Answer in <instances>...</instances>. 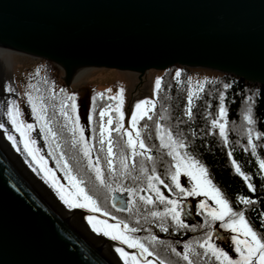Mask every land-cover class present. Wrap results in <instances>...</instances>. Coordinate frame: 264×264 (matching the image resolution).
<instances>
[{
	"label": "water",
	"instance_id": "95a60500",
	"mask_svg": "<svg viewBox=\"0 0 264 264\" xmlns=\"http://www.w3.org/2000/svg\"><path fill=\"white\" fill-rule=\"evenodd\" d=\"M0 40L57 63L67 86L94 68L177 64L264 85V0H0ZM6 101L0 75V123L21 149L0 129V264H124L114 245L133 249L96 232L89 209L69 208L35 170Z\"/></svg>",
	"mask_w": 264,
	"mask_h": 264
},
{
	"label": "snow or ice",
	"instance_id": "6c2138e0",
	"mask_svg": "<svg viewBox=\"0 0 264 264\" xmlns=\"http://www.w3.org/2000/svg\"><path fill=\"white\" fill-rule=\"evenodd\" d=\"M176 75H180V69H176ZM161 77L155 78L154 94L155 90L161 86ZM45 88L40 91L39 95H33L31 92H25L24 95L27 97L26 103L30 105L31 115L36 118V122L39 123V128L42 133L45 134V139L49 140L54 148L51 154L55 155L57 151L61 149V144L57 143L61 139L60 133L65 131L71 133V142L73 147H79L80 152L83 153V158L87 161V170L94 176H87L81 171L83 166H80L76 171L69 165L65 154L60 151V155L57 157V164L61 171L64 172L63 180L67 181V184L61 183V178L55 175V170L50 169L45 165V158L39 154L40 150L35 147V140L31 138V131L34 128V123H28L20 119L22 112L19 104L12 99L11 96L7 99L5 116L11 123L13 129L19 133V143L23 144L24 151L32 161L39 164L40 167L36 168L37 172L43 173L45 183H47L55 192L56 196L59 197L69 208L78 206L80 208L92 209L95 212H100L102 206L99 204V195L105 191H112L113 194L118 190L120 192H127L130 197L126 204L124 211H129L133 207V201L136 197H139V201H144L146 204H154L156 200L164 204V207L159 210H152L146 215L152 217L170 216L173 222L172 231H179L181 228L190 227L198 228L204 227L209 224L212 220L220 222V227L231 229L233 235L231 237L235 255H230L224 248L217 246L210 239L213 235V231L209 230L203 234L202 237L197 238L194 241H186L184 243V250L182 253H178L175 247H172V252L177 253L186 262V264H196L198 259L201 264H208L213 261L218 264H264V233H258L254 227L249 223L245 216L244 209L240 211H234L230 205V201L224 197L220 188H218L213 181L209 178L208 170L204 164L200 163L195 156L188 151L189 143L179 137L183 133L173 134L171 129L162 132L164 125L159 120L156 121V136L160 140V145L168 149V156L171 157V162L168 167V171L165 173L166 176L170 177V182L165 183L156 172L155 166L152 168L150 174L145 169L143 162L140 165L139 172L144 173L147 179V188H142V191H137L134 187L124 188L120 186L118 189L113 188L112 184L117 183L123 185V182L129 177L140 179L139 176L133 177L135 165L129 166L128 160L132 159L137 155L146 156L149 160L152 159L147 145L143 139H139L140 130L137 127V121L143 117L149 115V110L154 106V101L150 98H142L135 101L131 116L128 119L129 127H124L123 119L125 116L122 110L123 102V89H118L117 93L110 97L111 100H118L120 103L115 105V116L108 115L107 124L104 122L105 109L99 110V135L98 143L101 152H104L103 164L99 155L93 156V146L89 144L88 140L85 139L84 132L85 128L81 123L80 116L78 113L77 93L67 92L61 88L56 90L53 84H50L47 80L44 81ZM4 89L11 92L12 88L10 85H3ZM31 87V86H30ZM203 84L200 88L196 89L197 94L200 92ZM223 87L226 89L229 87L228 84H224ZM110 91L108 89L105 92ZM103 96V93H96L92 100L95 102V96ZM225 93L221 91L219 93V117H225L226 108L224 105ZM193 90L189 87L188 90V109L185 115L191 118L190 105L192 103ZM245 99L250 100L251 97ZM51 107L52 112L49 113ZM111 109V106H108ZM251 104L243 114V120L247 121L248 125V144L253 149L255 154V145L252 143V131L255 121L252 116ZM94 118V109L89 108L88 110V124L92 125ZM115 124L114 128H110L107 125ZM213 126L218 125L220 135L224 137V142L227 144V135L225 131V124L221 123L219 118L211 120ZM54 125H59L58 130H54ZM147 127V125H145ZM0 129H3V135L6 136L7 140L12 143L16 151L21 149L18 146L17 138L5 128V124L0 123ZM135 130V135L133 131ZM119 131L121 137L127 136L125 144L127 149L121 148L120 153L117 154L114 151L116 145L113 144V139L109 135L111 132ZM209 132L212 131L210 128ZM264 135V134H262ZM106 144V151H105ZM143 150V151H142ZM228 155L231 157L232 153ZM77 158L78 157H73ZM259 159V158H258ZM63 161V163H61ZM119 164V166H115ZM235 171L239 173L245 180H248V174L241 171L240 166L237 164L235 159L232 160ZM106 165L107 171L105 172L104 166ZM174 165V169L173 166ZM30 166L34 165L30 162ZM259 170L264 171V159H259ZM180 173H186L190 177V187L184 186L181 180L178 178ZM87 180L93 188V192L86 189L84 181ZM158 185H163L168 191L173 193V197L165 195L161 191ZM174 186V187H173ZM248 188L255 190L254 184L249 182ZM154 193V197L146 195V193ZM198 194H204L205 196L210 195L211 200L214 203H208L204 199H200L197 205V211H201V214L205 217V225H188L185 220L182 219L184 201L178 200L176 196H195ZM137 201V204L139 203ZM238 201H242L245 205H248L251 201L247 196H238ZM115 206V205H114ZM104 215L108 216V210H103ZM264 216V213H261ZM86 219L91 223L93 229L104 235L109 236L112 240H119L124 245H128L133 251H126L119 245H114L116 253L119 254L120 259L124 261V264H167V262L161 259L154 251L150 249V246L143 242V239L136 236L134 233L137 231L134 228H130L129 224L124 221H118L111 223L107 220H99V224L104 227L98 226L96 223H92L95 219L92 215H88ZM122 225V227H121ZM163 231H168L166 222L162 220L158 225ZM155 242L158 237L149 234L148 237L144 238ZM194 245H199L203 250L198 251ZM152 256L153 259L148 257ZM195 257V259L193 258Z\"/></svg>",
	"mask_w": 264,
	"mask_h": 264
},
{
	"label": "trees",
	"instance_id": "16d2710c",
	"mask_svg": "<svg viewBox=\"0 0 264 264\" xmlns=\"http://www.w3.org/2000/svg\"><path fill=\"white\" fill-rule=\"evenodd\" d=\"M46 62L50 64L49 61ZM55 69L56 68L54 67V71ZM176 69H180L179 76L176 75ZM191 71L192 67L190 68L189 66L187 67L178 64L167 67L165 70L161 71V86L157 89L155 97L156 104L149 115L139 121L141 128L140 131L144 136V142L153 150H156L157 153L150 152L152 154V159L149 161L140 158V156H135V162H129V166L131 167L135 165L133 177L139 176L140 179L134 180L132 177H129V179L124 181L123 185L126 187L133 186L141 191L142 188H147L146 176L144 173L139 172L142 162L148 174H150L152 168L155 166L157 174L165 180V183L170 182V177L166 176L165 173L168 171L167 166L170 164L172 158L168 156L166 153L168 149L160 145V140L156 136V121L159 120L160 123L164 125L165 131L171 129L174 135L177 133H183L179 138L186 140V142H190L188 151L192 153L200 163L205 165L208 170L209 178L218 188H220L224 197L230 201L233 210L240 211L241 209H244L245 216L249 223L258 233H264V216H261V213H264V171L259 170V159H264V135H262L264 134V85L250 83L234 74L214 71L213 74L208 76L205 80L200 92L193 95L192 103L190 105L192 115L191 118H189L185 113L188 110L186 108V105L188 104L187 82L188 75ZM56 79H60L57 75V71L52 79L47 78L45 80L48 82L50 81L49 83L53 84L51 81H55ZM45 80L38 81L39 84L34 87V95H39L40 91L43 90L41 87L45 86ZM224 84H228L229 87L225 89L223 87ZM221 91L225 93L223 97L226 108L225 118L230 123L232 122L235 124L238 120L240 121L241 112L251 104L252 116L255 121L253 128L257 134L255 154H253V149L248 147V141L245 138H239L238 134H236V132L233 133L232 130H225L227 131V144H225L224 137L220 135L219 128L211 124V120L213 119L219 118L220 120L219 93ZM246 97H251V99H245ZM82 102L84 103V101ZM101 104L102 103H100V105ZM48 111L49 113L52 112L51 107ZM80 120L85 128V139H87L89 144L93 146L92 155L95 156V141H93L92 135L90 134L91 126L85 119L80 118ZM145 125H147V127H145ZM58 128L59 125H54V130H58ZM210 128L212 129L211 132L208 131ZM60 136L61 139L57 141V143L61 144L60 151L65 154L68 163L73 170L76 171L80 166H83L81 171L87 176H93V174L87 170V161L83 158V154L80 152L79 147H73L71 133L65 131L60 133ZM229 152L232 153L231 157L228 155ZM74 156L78 157V159L73 158ZM233 159L237 161L241 171L248 174L247 181L235 171L232 164ZM249 182L254 184V191L248 188L247 185ZM135 183L139 185L137 186ZM84 185L91 194L93 192L92 185L87 180L84 181ZM112 185H114V183ZM158 187H160L165 195L171 198L169 194L171 192H167V188L163 185H158ZM107 193L110 196L112 191H103L99 195V204L102 205L103 209L112 212L115 217L121 215L122 212L116 211V207L114 206V203H112V201L114 202V200H112L113 193L110 196L111 200H108ZM146 195L154 197L155 194L149 192L146 193ZM238 196H247L250 198L251 202L248 205H245L242 201H238ZM191 197L193 198L194 196ZM191 197L176 196L175 198L186 202L187 199H191ZM148 205L150 204H147V207ZM153 205H157L160 208L164 207V204L158 200H156ZM186 208L189 207L186 206ZM188 210L189 215H192L193 217L194 211L190 208ZM122 215L124 216L123 213ZM183 215L186 216L184 213ZM189 218L190 217L188 216L186 220H190ZM198 220L200 219L198 218ZM213 230L214 229H212V231ZM195 233H198V231H195ZM170 235V238L179 239L183 238L184 235L191 234L184 233V235H182V232L178 233L175 231L171 232ZM214 236L215 235H212V241H215ZM217 242L218 240L215 241V243ZM218 246L226 248V245L221 242ZM196 248L198 251H203L199 245H197ZM231 255H234V253H231ZM164 256H169L165 258L170 262L169 264H183L175 257L172 258L169 253H167V256L165 253ZM193 258L195 259V257ZM197 263L201 264L200 261ZM208 264H218V262H214L213 258V261L208 262Z\"/></svg>",
	"mask_w": 264,
	"mask_h": 264
},
{
	"label": "rangeland",
	"instance_id": "374dc122",
	"mask_svg": "<svg viewBox=\"0 0 264 264\" xmlns=\"http://www.w3.org/2000/svg\"><path fill=\"white\" fill-rule=\"evenodd\" d=\"M46 61H49L50 64ZM52 63V64H51ZM54 67L56 68L54 71ZM58 68V69H57ZM191 68V67H190ZM61 67L56 63L47 60L42 59L37 56H27L25 53L22 52V54L18 51H13L11 56L7 58L6 61H4V66H1L0 62V74H1V80L3 85H10L12 88V91L9 92L4 89L6 99L9 98V96L12 97L20 106L22 115L20 119L28 122V123H34V128L31 131V137L35 140L36 146L40 149V152L42 156L45 158V161L48 165V167H54L55 170H57L59 177L61 180H63L64 172L61 171L57 164V157L60 155V150L55 153V155L51 154L52 149L54 148V145H51L49 140L45 139V134L40 131L39 123L36 122V118L31 115V108L28 103H26L27 97L24 95L25 92H31L33 95L35 94V86H37L39 83L38 81L45 80L47 78L52 79L56 73L57 70H60ZM215 70L213 69H207L203 67L195 68L192 67V71L189 73L188 82H187V93L189 90V87L193 90V95L196 92L197 88H200V85L205 82V80L208 78V76L212 75ZM137 72H131L127 70H117V69H107V68H94L93 70H90L88 73L79 76L77 79L72 80V86L70 85H64L61 83L59 79H56L53 82L54 88L56 90H59L61 88L65 89L67 92H76L77 93V103H78V113L80 118L85 119L88 122V110L89 108L94 109V118L93 123L91 126L90 134L92 135L93 141H95V156L99 155L101 157V162L103 164V157L104 152H101L100 146L98 141V135H99V110L101 108L105 109V116H104V122L107 124V117L108 115L115 116V105L117 103H120L118 100H111L110 97L114 96L117 93L118 89H123V102H122V110L125 113L124 119H123V125L124 127H129L128 125V119L131 116V112L133 110L135 101L142 98H150L152 101H154V105L156 104V94L157 89L155 90L154 94V84H155V78L161 77L162 78V72L160 70H148L144 72L142 75V79L140 80L138 78ZM58 75V73H57ZM59 77V76H58ZM50 82V81H49ZM31 86V87H30ZM42 89L45 88V86L41 87ZM108 89L110 91L105 92V90ZM202 89V88H201ZM96 93H103V96H95V102L93 103V96ZM188 97V94H187ZM193 99V98H192ZM84 101V103L82 102ZM100 103H102L100 105ZM111 106V109H109L108 106ZM154 107V106H153ZM152 107V108H153ZM152 108L149 110V113L152 111ZM248 109V107L245 108L241 112L240 118L241 120L234 123L228 122V120L225 117H220V122L225 124V130L230 131L232 130L233 133L236 132L238 134L239 138H245L248 141V125L247 121L243 120V114ZM143 116L137 121V127L139 130H141L139 121L143 119ZM110 128H114L115 124L107 125ZM218 128L219 126L216 125ZM132 130V129H130ZM133 131V135H135V130ZM162 132H166L163 128L161 130ZM226 131V132H227ZM89 134V135H90ZM109 135L113 139V144L116 145L114 147V151L119 154L121 148L127 149V145L125 144V141L127 139V136L121 137L119 131L111 132ZM256 131L253 128L252 131V143L255 145L256 143ZM139 139L144 140V136L140 131V137ZM146 144V143H145ZM147 150L150 152H156V150H153L148 144ZM248 147H251L248 144ZM252 148V147H251ZM105 151H106V144H105ZM143 151V150H142ZM168 153V150L166 151ZM83 154V153H82ZM150 155H152L150 153ZM139 156V155H137ZM140 158L146 159L149 161V159L146 156H140ZM135 162V157H132L130 161L128 160V164ZM63 163V161H61ZM168 165V164H167ZM119 164L117 163V165ZM169 165L167 166V168ZM174 167V166H173ZM105 171H107L106 165L104 166ZM178 178L181 180V182L186 187H190V177L187 176L186 173H180L178 175ZM64 184H67V181L63 180ZM124 183V182H123ZM136 184V183H135ZM137 185V184H136ZM139 185V184H138ZM137 185V186H138ZM120 186H123L124 188H129V186L119 185L117 183H114L112 185L113 188H119ZM133 187V186H132ZM136 188V187H134ZM137 191H141L138 188H136ZM168 192V189H167ZM166 192V193H167ZM113 193V192H112ZM110 193V196L112 195ZM171 197H173V193H169ZM202 195V196H201ZM108 200L110 199L109 194L107 193ZM183 197V196H181ZM191 197V196H189ZM130 197L128 196L127 192H120L116 191L113 194L112 203H114L116 207V211H121L124 216L117 215L115 217L112 212H109L108 216L104 215L105 209H103L100 212H95L92 209H89V212L92 214H97L101 219L107 220L111 223H116L118 221H124L127 222L130 226V228H134L137 231L134 233L136 236H139L143 239V242L148 244L150 246V249L156 253L161 259L165 260L167 264L170 262L167 261V253L172 258H176L181 261V263L186 264V262L181 258L180 255L177 253L172 252V247H175L177 249L178 253H182L184 250V243L186 241H194L197 238H200L203 236L204 233H206L209 228L212 230L214 229V240L218 242L215 243V241H212L217 246L221 242L224 245H226V248H224L226 251L231 253H234L235 255V249L234 244L231 239L233 233L231 229H226L220 227V222L216 220H212L209 224L205 225V217L201 214V211H197V205L198 201L200 199L206 200L208 203H214V201L211 200V196H205L204 194H198L195 195L191 199H187L186 202L181 205L183 208V213L186 214V216L182 215V219L185 220L186 224L188 225H205L204 227H198V228H190V227H184L181 228L179 231H176L178 233L182 232V235L185 234H191V235H184L183 238H170L169 236L172 231L173 222L171 220L170 216H160V217H152L151 215H146V213H150L152 210L156 209H162L157 205H148L144 201H139V197H136L133 201V207L129 211H124L123 209L127 207V200ZM137 201L139 203L137 204ZM143 202V203H142ZM102 206V205H101ZM188 206L190 209L194 211V215H189V208H186ZM108 209V208H107ZM120 209V210H118ZM145 209V210H143ZM142 210V211H140ZM192 211V212H193ZM190 217V220H186L187 217ZM198 218L200 220H198ZM164 220L166 222V226L168 228V231H163L161 228H159L157 225ZM218 222V223H217ZM195 231H198V233H195ZM155 235L158 237V240L155 242L144 239L149 236V234ZM212 239V237L210 238ZM233 245V246H232ZM197 247V245H194ZM229 248V249H228ZM234 249V250H232ZM164 251V252H163ZM201 251V250H200ZM202 252V251H201ZM231 252V253H230ZM166 253V256L165 255ZM149 259H153L152 256L148 257ZM199 262V260H196V264Z\"/></svg>",
	"mask_w": 264,
	"mask_h": 264
},
{
	"label": "bare ground",
	"instance_id": "6f19581e",
	"mask_svg": "<svg viewBox=\"0 0 264 264\" xmlns=\"http://www.w3.org/2000/svg\"><path fill=\"white\" fill-rule=\"evenodd\" d=\"M16 48L14 47V46H10V45H8V44H5V43H3V42H1V40H0V62H1V66L3 67L4 66V61H6L7 60V58L9 57V56H11V54L13 53V51H17V50H15ZM22 54V53H21ZM25 55H27V56H30L29 54H26L25 53ZM67 61H69V60H67ZM69 65H70V68H71V62H69ZM135 72V71H134ZM138 73V72H137ZM1 74H2V72H1ZM0 74V75H1ZM139 74V73H138ZM137 74V75H138ZM138 78L141 80L142 79V75H138ZM5 93V92H4ZM92 214V213H91ZM92 216L95 218L94 219V221H96V220H101V218L99 217V216H97V214H92ZM104 220V219H103Z\"/></svg>",
	"mask_w": 264,
	"mask_h": 264
}]
</instances>
